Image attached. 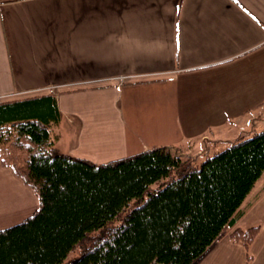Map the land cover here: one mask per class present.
<instances>
[{
	"label": "crops",
	"instance_id": "0c3cea01",
	"mask_svg": "<svg viewBox=\"0 0 264 264\" xmlns=\"http://www.w3.org/2000/svg\"><path fill=\"white\" fill-rule=\"evenodd\" d=\"M42 95L60 113L59 153L101 164L180 151L198 118L264 107V0H0V102ZM263 186L264 173L234 226L259 227L250 259L226 231L192 264H264ZM36 208L0 163V230Z\"/></svg>",
	"mask_w": 264,
	"mask_h": 264
},
{
	"label": "trees",
	"instance_id": "16d2710c",
	"mask_svg": "<svg viewBox=\"0 0 264 264\" xmlns=\"http://www.w3.org/2000/svg\"><path fill=\"white\" fill-rule=\"evenodd\" d=\"M59 120L53 95L0 102V163L37 199L0 230V264H61L82 242L67 264H192L235 226L264 173V129L192 170L166 148L101 164L59 153L50 137ZM258 231L229 235L247 260Z\"/></svg>",
	"mask_w": 264,
	"mask_h": 264
},
{
	"label": "rangeland",
	"instance_id": "374dc122",
	"mask_svg": "<svg viewBox=\"0 0 264 264\" xmlns=\"http://www.w3.org/2000/svg\"><path fill=\"white\" fill-rule=\"evenodd\" d=\"M261 114L263 116L259 118L258 116ZM256 116L258 118H253ZM170 119L173 123L175 122L174 118L171 117ZM188 120L189 122L191 121V119ZM194 123L198 126V134L193 136L194 138L189 139L190 144L183 145L180 147L182 150L177 152L174 150V147L170 149L173 155L180 157L182 161L189 162L192 170L196 169L207 157H211L213 154L224 150L230 143L235 141V138L249 137L254 127L258 128L255 129L256 132L262 130L264 125L261 126L259 124H264V107L259 110L255 107L232 118L228 116L198 118L197 122ZM202 135L207 136V138L202 139L205 140L203 142L200 141ZM173 177L175 178V175ZM156 187L157 185L154 184L152 189ZM260 189L261 188H259L258 191H260ZM233 229L234 227L226 231H228L230 235ZM85 245L86 244L83 242L77 245L76 248L64 258L61 264H67L69 261L76 259L83 248H85Z\"/></svg>",
	"mask_w": 264,
	"mask_h": 264
}]
</instances>
